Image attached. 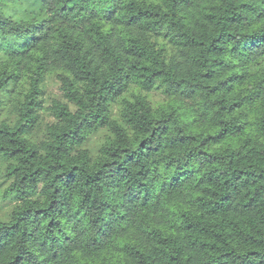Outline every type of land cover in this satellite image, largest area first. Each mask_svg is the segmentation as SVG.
Here are the masks:
<instances>
[{"label": "clouds", "instance_id": "1", "mask_svg": "<svg viewBox=\"0 0 264 264\" xmlns=\"http://www.w3.org/2000/svg\"><path fill=\"white\" fill-rule=\"evenodd\" d=\"M0 264H264V0H0Z\"/></svg>", "mask_w": 264, "mask_h": 264}]
</instances>
